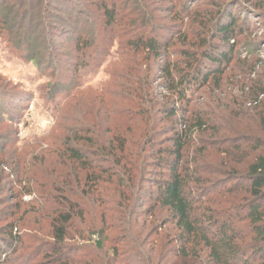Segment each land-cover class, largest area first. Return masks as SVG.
<instances>
[{
    "label": "rangeland",
    "instance_id": "obj_1",
    "mask_svg": "<svg viewBox=\"0 0 264 264\" xmlns=\"http://www.w3.org/2000/svg\"><path fill=\"white\" fill-rule=\"evenodd\" d=\"M114 1L118 8L112 30L114 40L109 56L98 67L76 65L61 57L59 66L43 61L38 69L20 57L13 42L0 39V87L7 86L12 95L0 98V264H105L111 259L112 248L127 259L134 245L140 247L149 227L140 229L135 244L111 227L117 223L116 211L110 213L111 207L125 208L128 204L108 202V197L115 196L117 184L106 185L102 205L85 197L94 178L87 180L86 170L69 160L67 150H80L87 164L96 161L91 154V142L100 127L95 125V116L104 128L115 127L114 135L121 137L127 149L135 150L147 127L141 114L151 109L152 116L165 103L171 107L176 96L172 90L166 94L164 88L169 87L170 78L160 71L171 63L170 71L177 82L196 67L200 60L197 54L207 43L226 52V43L220 36H213L217 33V20H223L228 13L236 21V38L230 43L231 60L220 68L221 76L214 75L204 87L189 90V112L181 114L188 119L190 112H200L207 121L206 132L193 136L189 155L200 151V141L217 144L229 156L224 158L220 151L207 148L204 162L215 165L221 160L228 164L241 161V169L263 137L259 119L264 116V0ZM5 9L0 6V16ZM56 15L65 23L75 19L65 13ZM146 17L157 20L159 41L166 46L162 62L153 61L145 51L134 52L127 45L138 40ZM67 29L58 27L54 35ZM187 51L195 53L193 64L183 54ZM138 95L143 96L142 101ZM180 107L185 108L183 102ZM124 109L128 116H122ZM162 121L160 127L166 132L156 141L158 148L169 145L166 139L174 118L162 117ZM126 127H130L128 132ZM238 145L241 149L236 151ZM151 161L146 157L143 163L146 171L152 169L146 177L158 181L161 178L156 167L148 166ZM210 171L216 173L217 169ZM201 177L202 188L198 191L210 189L207 186L219 176ZM212 191L206 196L209 207L221 205L223 200ZM102 210L104 226L100 219ZM67 212L73 216L71 226L61 245L64 249L55 253L52 226L60 213ZM149 214L143 215L142 221L158 224L157 227L165 225L154 239L166 248H177L179 244L172 240L173 236L167 237L168 233H176L169 214L158 208ZM101 228L103 237L97 249L95 233Z\"/></svg>",
    "mask_w": 264,
    "mask_h": 264
},
{
    "label": "trees",
    "instance_id": "obj_2",
    "mask_svg": "<svg viewBox=\"0 0 264 264\" xmlns=\"http://www.w3.org/2000/svg\"><path fill=\"white\" fill-rule=\"evenodd\" d=\"M1 5L6 9L0 16V39L8 44L13 42L12 47L17 48L20 57L34 63L38 69L43 61L50 66H59L61 57L74 61L76 65L98 67L110 54L114 40L112 30L118 18L114 0H0ZM56 13H65L75 19L65 23ZM156 22V18L146 17L141 22L143 31L138 40L127 45L134 52L145 51L153 61L162 62L166 46L159 41ZM235 23L230 13L223 20H217V33L213 38L220 36L228 50L220 52L219 46L207 43L197 54L200 60L196 67L177 82L170 71L171 63L163 71L160 66L162 76L165 73L166 78H170L169 87L164 88L166 94L172 90L176 96L171 107H166L165 103L152 116L151 109L141 114L147 127L140 134L141 143L135 150L127 149L121 137L114 135L115 127L104 128L97 116L95 125L100 127L91 142L94 146L91 154L96 163L87 164L85 155L76 148L67 150L69 160L86 170L87 180L94 178L88 191L85 194L81 192L85 197L102 205L106 185L117 184L115 196L108 197V202L121 204L126 201L129 204L124 206L126 209L111 207L110 210V213L116 211L117 223L111 227H115L119 235L135 244L140 229L150 228L142 237L140 247L134 245L130 249L127 259L121 258L122 254L112 248L111 259H107L105 264H264V116L259 119L263 137L257 141L253 157L241 169H238L241 161L228 164L221 160L215 165L204 162L207 148L220 151L224 158L229 156L227 150L216 147L217 144L200 141V151L189 155L193 136L206 132L207 121L202 113L196 111L190 112L188 119L182 117L189 112V90L204 87L214 75L221 76L223 71L220 68L229 64L233 52L230 43L236 38ZM61 26L68 28L67 31L54 35ZM66 43L71 47H66ZM183 54L189 64H193L195 53L187 51ZM7 96H12L7 86L0 87V98ZM136 97L143 100V96ZM182 102L184 109L180 107ZM178 103L179 107H176ZM178 114L180 117L176 118ZM122 116H128L126 109ZM162 117L165 120L174 118L175 122L172 121L168 129L170 137L166 144L169 145L158 148L156 141L166 132L164 127H160ZM129 129L126 127L125 131ZM235 148L239 151L241 145ZM146 157L152 160L148 166L156 167L161 178L158 181L152 182L146 177L152 172V169L145 170L143 163ZM211 168L217 169L216 173L210 171ZM202 175L219 177L209 185L211 187L207 186L210 189L198 191L202 186ZM209 190L217 192L223 200L221 205L209 207L211 204L206 199ZM128 196L132 199L129 200ZM155 208L169 214L176 233H168L167 237L173 236L172 240L179 244L177 248H166L154 239L165 225L157 227L158 224L142 221L143 215L151 214ZM104 212L102 210L100 216L102 226L105 224ZM72 218L70 212L60 213L53 223L55 253L64 249L61 245ZM95 235L98 238L95 248L98 249L103 228Z\"/></svg>",
    "mask_w": 264,
    "mask_h": 264
},
{
    "label": "built area",
    "instance_id": "obj_3",
    "mask_svg": "<svg viewBox=\"0 0 264 264\" xmlns=\"http://www.w3.org/2000/svg\"><path fill=\"white\" fill-rule=\"evenodd\" d=\"M248 106L250 107V106H251V104H248Z\"/></svg>",
    "mask_w": 264,
    "mask_h": 264
}]
</instances>
